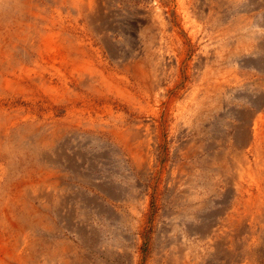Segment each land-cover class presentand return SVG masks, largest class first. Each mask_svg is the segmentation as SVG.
<instances>
[{
	"label": "bare ground",
	"instance_id": "1",
	"mask_svg": "<svg viewBox=\"0 0 264 264\" xmlns=\"http://www.w3.org/2000/svg\"><path fill=\"white\" fill-rule=\"evenodd\" d=\"M126 1H128L127 4L122 5L121 0H0V95H2V91H10L11 89L27 92L28 83L25 82H30L32 86L38 89L41 85L42 93L50 100L49 104L53 108L56 104L57 109L67 110L69 115L67 118L60 119L63 126H58L59 121L53 119L41 125L33 122V124L19 126L16 120H10L0 115V142L7 134L5 130L9 124L16 128L15 133L8 136L9 143L6 142L7 146H4V149L8 151V155L11 158H36L41 162L39 175L31 173L29 180L26 179L22 184L12 187L10 191L8 190L7 198L4 199L6 206L12 204L16 198L21 200L40 198L44 203H47L46 208L48 211L54 208L60 214L64 212L68 215H71L74 211L73 203H77L78 199L75 197L69 198L65 195L64 191L67 187L62 176L66 175L61 172L58 160L53 156L59 144V139H62L61 137L65 134V131H68L72 125H64V122H76L77 126H90L89 129L92 132L90 142L101 147H105L106 144L105 139L100 137V133H109L119 144L126 148L136 172L151 175V177H155L154 174L159 172L160 164L154 147L158 145L160 132L158 133L157 129L154 130L150 127L138 128L139 124L136 121L133 124H127L128 127H125V130H120L116 125H119L121 120L124 124L125 121L128 122L131 119L126 116L128 112H135L140 116L151 115L157 118L158 124L161 125L162 118L160 116L162 117V112L173 109L176 103L174 97L165 96L159 99L162 91H164V96L165 92L170 91V88L174 86L172 84L170 88H165L162 82V75L165 74L164 70L170 63V53H168L171 48L169 44V38H171V32L169 33L171 29L170 22L165 18L164 5L160 3V0L152 1L153 7L149 16L141 7L135 5L137 0ZM178 1L180 5H184L189 0ZM202 1L203 7L200 12L204 11L207 6L212 10L213 18L218 17L223 12L227 13V17L221 23L212 22L213 25L219 27L218 31H222L218 32V36L211 37L213 47L211 55L204 56V59H206L205 64L212 63L209 62V59H212V61L221 60L223 64L219 63L222 65V71L229 73L228 68L225 66V58L227 62L231 52H235L238 57H243L241 55L243 51H247L246 56L252 53V46L255 47V51L264 49V19L262 22H254L253 19L249 18V16H252L251 12L255 15L258 11L264 13V2L262 0H254L257 9H254L255 11L250 9L249 5L244 6L240 3L242 0ZM242 6L243 8H241ZM172 8H168L170 12ZM205 11L207 12V10ZM178 12L181 13L177 10L176 13ZM141 14L143 17L140 16ZM138 25L141 26L144 32L143 35L148 36L150 39L144 44L145 49H147L146 55L145 52H141L140 55L136 54L134 56L135 53L133 52H136L138 47L133 44L131 39L135 36V29ZM211 29H214V27H210V33ZM220 35H225L226 39L230 37V40L225 41V37L220 38ZM123 38L125 40L130 39L128 47L123 42ZM123 57L125 59L121 60ZM229 62H231L230 59ZM50 82H62V84L60 86L52 84L46 86ZM72 82H78L81 87L94 95V98H92L95 99L96 103L89 110L93 114L85 121L82 116L75 117V115L86 110V102L83 106H78L77 101L82 98L86 99L87 96L84 95V92L76 94L77 90L75 91L72 88ZM121 82H126V84L123 85ZM132 82L135 83L131 85ZM237 83L218 82V79H214L212 82H194L191 85L190 89L185 92L188 105L186 104L183 109V115L185 113L189 114L191 120L184 123L187 124L184 131H187V134L195 131L196 136L181 142L175 147L177 154L185 159L198 157V163L193 161L188 164L185 161H179L171 165L167 177L159 174V177L168 181L174 204L182 206L183 210L181 211L183 213L181 215L183 219L193 218L189 217V213L199 207V202H202L207 194L209 196L218 195L221 192L216 178L225 181L228 186L227 189L233 188L234 192L239 193L241 197L244 191L247 193L243 194V196H247V199H244L245 201H238L237 205L240 207L233 204L226 206V208H236L234 212L237 216L236 219L227 215L224 222H222V227L217 226L215 228L207 225L201 228H196L197 226L191 228V231L196 230L195 233L192 232L193 234L199 233L207 240L208 244L213 247L210 252H214V254L227 250L226 245L237 241L241 234H251L254 230H264V82L255 83L256 88L253 90L247 88L248 90L239 94L233 91V84L238 86ZM135 84L138 85L137 88L147 89L148 94L152 95L151 101L138 96L139 90L136 89ZM104 100L109 101L106 107L100 105ZM162 101H165L164 107ZM247 102L250 103V106H242L241 108L235 106V103ZM115 103H118V105L114 106ZM106 112L109 114V120L114 118L115 121H106ZM237 114L238 117L244 120V123L242 122L243 127L238 130L235 143H233V138L231 139L229 133L230 129L235 126L231 122L232 117L237 116ZM183 115L182 117H185ZM205 115L209 117V120L200 119ZM220 116L223 120L225 119L223 126L221 125L222 122L219 121ZM165 120L163 119V121ZM110 123L115 127H111ZM180 124L184 125L182 120ZM172 125L171 128H173ZM155 127L157 128L156 125ZM235 131L237 130L235 129ZM231 145L234 147V151L230 153L228 147ZM88 149L91 151V157L97 158L98 155L95 154V151ZM250 149L255 155L254 159H250L247 155V151ZM63 150L61 151L63 152ZM91 164L93 166L98 165L93 161ZM125 166L127 167V165ZM206 173H210V178H205ZM76 175L80 179L79 181L82 182L83 179L79 177L78 173ZM126 177L133 179V175L130 173H126ZM99 181L101 182H97L98 184L93 181L95 185H99L98 189L106 192L113 199H119L118 192L109 190L111 188L104 182L103 178ZM3 190L6 191L7 189ZM226 191L223 190L222 193ZM133 192H135L134 189ZM54 199L55 205L53 207L51 202ZM97 204L102 207L105 205L99 203L93 197H88L85 206L94 207L96 205L97 209L103 210ZM3 205L1 204V207ZM241 207L244 208L243 211H241ZM48 211L46 213V223L51 225L53 230L58 231ZM107 211L113 213V209ZM5 212L7 211L4 210L2 213ZM76 226V230L80 231L79 226ZM176 227L177 225L174 222L173 229H176ZM214 231H217L222 238L219 239V237L214 236ZM165 234L162 236L163 239L170 241L175 239L174 242H177L178 246L176 249L179 254L174 258L172 257V264H197L190 261L193 260V258L190 259V254L191 251H194V243H188L189 245L186 247L182 246V243H187L186 234L182 232L177 234L173 230ZM27 239V232L13 224L9 217L3 221L0 228V264H24L31 260L30 255L26 256L27 253L22 251ZM243 246L249 251V243L245 242ZM52 252L50 256L48 255L49 263H53L61 257L62 260L68 261V264H78L79 262V253L72 243L58 241L57 247ZM234 253L230 248L226 254L232 257L235 256Z\"/></svg>",
	"mask_w": 264,
	"mask_h": 264
},
{
	"label": "rangeland",
	"instance_id": "2",
	"mask_svg": "<svg viewBox=\"0 0 264 264\" xmlns=\"http://www.w3.org/2000/svg\"><path fill=\"white\" fill-rule=\"evenodd\" d=\"M121 1L122 5H126L128 2L126 0ZM146 1L147 0H137V2L135 1V5L141 7L146 14L148 13L147 15L149 16L150 11H152L151 8L153 7V0H148L147 2ZM252 1L242 0L240 3L244 4V6L249 5V8L254 10L256 9V3H254V0ZM262 2H264V0H262ZM160 3L164 5L163 9L165 11V18L170 22L171 28L169 30V33L171 32V38H169V44L171 48L168 52L170 53V63L164 70L165 74L162 75V82L165 88H170L172 84H174V86L170 88V91H166L164 96V91H162L160 93L159 99L165 96H172L176 100V103L174 104L173 109L164 110L162 112L163 115L162 117L160 116V118H162L160 121L162 122L161 125L158 124V121L156 120L157 118L147 114L140 116V114H137L135 112H128L126 116L131 118L130 120H128V122L125 121L126 123L122 124L121 121L123 120H121L119 125H116V127L120 128V130H125L128 127L127 124H133L136 121L139 124L137 126L138 128L142 129L150 127L154 130L157 129L158 133L160 132L158 136V145L157 147H154V151L156 152L158 158V163L160 164V168L158 170L159 172L154 174L155 177L136 172L132 159L129 156L126 148L123 145L119 144L109 133H100V137H103L105 139L106 144L105 147H101L98 144L90 142V136H92L91 129H89L90 126H77L76 122H64V125H72L70 126L68 131H65V134H63V136L61 137L62 139H59V144L54 152L55 154L53 153V156L57 158L58 166L62 170L61 172L65 173L66 175H61L63 180L65 179L64 182L66 183V187H69L68 189H65V195L69 198L75 197L78 199L77 203H73L74 211L71 213V215H68L67 213L64 214V212L60 214L58 210L54 208L48 211L46 208L47 203H44L40 198H29L26 200L16 198L15 200H13L14 202L12 204H8V206H6L4 199L7 198V193H9L8 190L10 191L12 187L22 184V182L26 179L29 180L31 173L33 175H37L41 171V169L39 168L41 162H39L36 158H11L10 155H8V151L4 149V146H7L6 142H8V136L11 133H15L16 128H13L11 124L6 127L5 132L7 134L4 139H2V142H0V195L3 196H0V199L3 200H0V228L1 225H3V221L7 220L9 217L12 220L13 224L17 225L19 229L27 232L28 239L26 241V244L24 245V248H22L23 253L25 252L27 253L26 256H28L29 254L31 257V260H28L26 262L27 264H68V261L61 259L62 257L59 259L57 258L55 261H53V263L48 262V255L50 256L51 253H53L52 251L57 247L58 241L73 244V246L79 253H77L79 258L78 264H172V259L179 254L176 249L178 248L177 242H174L175 239L173 241H170L162 238V236L166 232H170L171 230H173V232L177 234H180L182 232L187 235L188 240L187 243H182L183 247L188 246V243H194V251H191L190 254V259L193 258V260H190L192 263L264 264V230H254L251 234H241L240 238L237 241H233L232 244L228 243L226 245L227 250L231 248L233 253L235 251V256L232 257H229V255L226 254L227 250H224L219 254H214V252L211 253L210 250H213V247L208 244L207 240L199 233H192H195L196 230L191 231V228H194L196 226V228H201L202 226L207 225L215 228L217 226L222 227V222H224L227 215H230L231 217L236 219L237 216L234 214L236 208H226V206L229 204L237 205L238 201H245L247 199L246 195L243 196V194H247L245 193V191L242 193L241 197L239 193L234 192L233 188L228 190V186L225 181H221L220 178H216V182L221 192L218 195L216 194L209 196L207 194V197H204L202 202H199V207L189 213V217L193 218L183 219L181 215V213H183L181 211L183 210V208H181L182 206L180 205L177 206L174 204L168 181L165 178L162 179L161 177H159V174L167 177L169 174V170L171 169V165H174L179 161H185L188 164L193 161H197L198 163V157L185 159L177 154L175 147L178 144H181V142L187 141L189 138L196 136L195 131L188 132V134L187 131H184V128L187 126V124L184 123L190 122L191 120V116L189 114L185 113V115H183V109L187 104L185 92L190 89L191 85H193L194 82H212V80L214 79H218V82H238L236 84L238 86H234L233 84V91L236 94H239L248 89L253 90L257 87L255 83L264 82V49L259 50V52L255 51V47L252 46V53L246 56L247 51H243V53L241 54L243 57H238L235 52H231V56H228L227 62L225 58V66L229 70V73H225L222 71L221 64H223V61L218 59L212 61V59H209V62L212 63L205 64L206 59H204V56L211 55V49L213 47V44H211V37L216 36L217 34H219L218 32L222 31H218L219 27H217V25H213L212 22L214 21L215 23H221L224 18L227 17V13L225 14V12H223L224 14L222 13V16L219 15L218 17L215 16L213 18L212 10L207 6L205 7V10H207V12L205 10L200 12L203 7L202 0H189L185 3L186 6H184L185 4L180 5L178 0H160ZM169 7H173L171 12L168 9ZM241 8H243V6ZM177 10L181 11V13H176ZM251 13L252 16H249V18L253 19L254 22L263 21V12L258 11L256 15L253 14V12ZM140 16L143 17L142 14ZM212 26L214 27V29H211L210 33V27ZM135 33V36L131 40L133 41V44L139 49L137 48L136 52H133L135 54L131 52L130 53L135 56L136 54L140 55L141 52H145L146 55L147 49H145L144 44L148 42L150 38L146 35H143L144 32L139 25L135 29ZM221 37L224 38L225 35H220V38ZM226 40L229 41L230 37L227 39L225 37V41ZM128 41H130V39L125 40L123 38V42L126 43L127 47L129 46ZM253 45H255V43H253ZM135 46L134 48H136ZM124 59L125 57H123L121 60ZM229 59L231 60V62H229ZM224 75L227 76L224 77ZM210 76L213 79H210ZM25 83L29 84H27V92H22L20 90L14 89H11L10 91H2L3 93L2 95H0V115L10 120H16L19 126H25L31 123L33 124V122L41 125L43 123L50 122L52 119L59 121L58 126H63V123L60 122V119L67 118L69 116L67 110L57 109L56 104L53 108V106L49 104V98L42 93L41 85L38 84L40 87L38 89L35 88V86H32L30 82ZM72 83V88H74L75 91L77 90V93L75 92L76 94H81V92H84V95L87 96L86 99L82 98L77 101L78 106H83V104L86 102V110L81 111L77 113V115H75V117H78V115L82 116L85 121L89 118V116L93 114V112L89 110L92 109L93 104L96 103L95 99L93 100L94 95L93 93L81 87L78 82ZM121 83L123 85L126 84V82ZM134 83L132 82V84H128L133 85ZM51 84L60 86L62 82H50L46 84V86ZM135 85L134 86L136 87V89L139 90L138 96L145 98L147 101H151L152 95L148 94L149 92H147V89H144L143 87L137 88L138 85ZM248 85L250 86L248 87ZM85 91L87 92V94ZM223 95L224 93L222 94V96ZM108 102V100H104L100 105H104V107H106L108 106ZM162 102V106L164 107L165 101ZM113 105L117 106L118 103H115ZM248 105L250 106L249 102L241 104L235 103L236 108H241L242 106ZM115 110L117 109L115 108ZM115 114L117 113L115 112ZM182 115L185 117H182ZM202 118L205 120H209V117H206V115L200 117V119ZM163 119L166 120L163 121ZM105 120L109 122L115 121L114 118L109 120L108 113L105 115ZM181 120L183 121L184 125L180 124ZM219 121L222 122L221 125L223 126L225 123V119L223 120L222 116H220ZM117 122L119 121L117 120ZM231 122L234 123L235 126L230 129L229 135L231 139L233 138V143H235L234 141L236 140L238 130L242 129L244 120L238 117L237 114V116L232 117ZM111 124L112 123H110V126L114 128L115 126H112ZM154 124L157 126V128ZM171 125L173 128H171ZM235 129L237 131H235ZM88 148L95 151V154L98 155L97 158L91 157V151ZM61 150H63V152ZM228 150L231 153L232 151H234V147L231 145L228 147ZM247 155L250 159L255 158V155L251 149L247 151ZM92 161L98 165L93 166L91 164ZM125 165H127V167ZM77 173L79 177L83 179L82 182L79 181L80 179L76 175ZM126 173H130L131 175H133V179H129L128 177H126ZM32 178L33 176L31 177V179ZM101 178H103L104 182L111 188H108L109 190L118 192V200L108 196L106 192L98 189L99 185L97 186L93 183V181H95L96 183H100L101 181L99 180H101ZM205 178H210V173H206ZM5 188L7 189L6 191L3 190ZM133 189L135 192H133ZM223 190H227L228 192L226 191L225 193H222ZM88 197H93L99 203L105 204L104 207L97 204L100 206L99 208L102 207L103 210L97 209L96 205L94 207L85 206ZM1 204H4L3 207H1ZM51 204L54 207L55 199L51 202ZM9 206L10 208H8ZM237 206L240 207L239 205ZM108 209H113V213L107 211ZM4 210L7 212L3 214L2 212ZM243 210L244 208L241 209V211ZM47 211L56 224L58 231L53 230L51 225H48V223H46ZM174 222L177 225L176 229H173ZM76 225L79 226L80 231L76 230ZM213 235L219 237V239L222 238V236L217 231H214ZM200 236L202 237V239ZM245 242L249 243V251H247L245 249V246H243ZM218 257H221L222 259Z\"/></svg>",
	"mask_w": 264,
	"mask_h": 264
}]
</instances>
